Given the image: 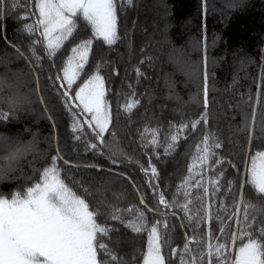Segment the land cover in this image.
Here are the masks:
<instances>
[{"label": "snow or ice", "instance_id": "snow-or-ice-1", "mask_svg": "<svg viewBox=\"0 0 264 264\" xmlns=\"http://www.w3.org/2000/svg\"><path fill=\"white\" fill-rule=\"evenodd\" d=\"M133 6L136 0H23V4L19 0H0V20L15 10L21 24L18 31L28 42L25 49L3 37L6 49L12 51L0 55L4 69L0 73V123L18 118L38 100L44 105L41 115L51 122L46 138L51 148L52 140L57 139L59 116L45 99L47 88L55 93L61 111L68 114L73 139L84 140L86 150L104 156L112 165L135 164L147 178L152 193L146 199L134 178L130 174L125 177L120 171L117 175L131 184L143 209L133 212L132 205L121 209L107 204L109 211L105 214L100 210L103 201L93 207L89 200L93 196V180L63 175L59 161L63 160L64 165L70 161L62 156L58 144L54 153H41L36 148L35 133L28 142L0 134V184L22 181L8 192L0 191V264H130L125 254L117 250L127 243L126 234L114 241L119 230L108 220L123 224L141 239L146 235L140 250L142 259L133 250L131 264H264V69L255 91L241 93L236 105L228 104V111L223 113L231 134L236 136L235 141L228 138L236 151L225 156L224 140L210 125L216 117L210 108L207 54L192 59L183 50L170 51L169 62L184 77L185 86L191 84L196 91L184 101L174 89L175 82L167 73L163 75L168 90L165 99L175 101L177 107L172 112H180L181 118L167 120L165 129V122L152 115L136 128L140 149L150 157L145 166L119 147L117 125L121 117H126L130 125L134 110L144 107L142 98L152 103L154 90L138 94L128 84L123 102L116 91L113 112L101 73L108 61H90L94 41L111 48L122 39L119 23L125 8ZM236 6V0L228 5ZM135 23L132 21L133 27ZM194 46L199 52V38ZM13 57L23 60L29 71L13 70ZM147 60L148 66L154 67L152 57ZM111 71L115 73L116 68ZM135 73L137 83L141 78L150 79L140 67L135 68ZM25 78L34 87L21 92ZM236 83L234 79L229 87ZM185 104H193L198 110L202 106V110L196 118L191 114L185 118ZM156 107L162 113L165 105ZM191 141L195 143L187 174L169 198L167 184L151 157L157 161L175 158L177 148L184 147L186 151ZM29 155L31 159H26ZM236 156L240 163L233 159ZM25 161L28 171L22 167ZM84 167L103 172L102 165ZM96 184L95 192L99 194L109 190L111 181L100 183V178H96ZM113 195L120 200L124 193ZM122 212L132 213L131 218L125 219ZM146 213L152 214L151 219Z\"/></svg>", "mask_w": 264, "mask_h": 264}, {"label": "trees", "instance_id": "trees-1", "mask_svg": "<svg viewBox=\"0 0 264 264\" xmlns=\"http://www.w3.org/2000/svg\"><path fill=\"white\" fill-rule=\"evenodd\" d=\"M19 2L23 4V0H19ZM232 2L233 0H136V6L125 8L124 18L121 19L118 29L122 39L116 45L109 48L103 45L102 41H94V51L90 53V61L96 60L101 63L105 60L108 61L101 68V73L106 79V88L108 89L106 96L110 99L113 112L116 111V91L119 90L121 102H123L124 94L129 91L128 84H132L138 94L154 90L152 103L149 104L146 99L142 98L144 107H140L138 111L134 110L135 114L132 116L130 125L126 117H121L117 125L119 147L142 161L145 166L150 157L140 149L136 128L142 126L146 119L152 115L158 116L161 121L165 122V129L167 120L179 121L181 118L180 112L175 114L172 112V108L177 107L175 101L165 99L168 90L165 87L163 75L167 73L171 81L175 82L174 89L184 101L189 99L190 92L196 91L191 84L185 86L184 77L169 62L168 54L173 49L183 50L192 59H196L198 55L203 58L207 54L211 73L209 101L212 114L216 117L215 120L210 121V125L224 140V155L228 156L236 151L234 143H228L230 136L233 141L236 140V136L231 134L229 121L225 119L223 113L228 111V104L236 105L241 98V93H247L249 89L255 91L256 83L259 82L262 69H264V0H236V7H228ZM132 21L136 22L134 27ZM20 27L21 24L18 22L15 10H13V14L0 20V55H3L6 50L12 51V49H6L3 43L5 36L7 39L19 43L22 48H27V39L21 38L18 31ZM165 36L168 42H165ZM197 38L201 43L199 52L194 46ZM38 54L42 55V53ZM148 56L152 57L154 67L148 66ZM12 59L13 63L10 67L13 70L21 68L25 73L29 71L23 60L17 61L14 57ZM141 60L144 61L143 64L140 63ZM212 62H215V67L212 66ZM60 63L61 61H57V64ZM113 67L116 68L115 73L111 71ZM136 67H140L144 75L150 79L141 78L137 83ZM3 70V67L0 66V73ZM53 73H55V69H53ZM158 75L160 79H158ZM234 79L237 83L230 88L229 85L233 84ZM32 87L34 84L28 83V78H25L20 90L26 92ZM44 92L45 99L55 108L56 114L59 116L58 129L55 133L57 139L52 140L51 148L46 142V138H49L51 122L41 115L44 105L39 104L38 100L31 105L30 110L21 112L18 118L10 119L7 123H0V134L28 142L33 140V133H35L36 148L41 153L45 150L54 153L58 144L62 156L70 161L69 165H64L63 160L59 161L63 175L93 180V196L89 197V200L93 207L97 206L98 201H103L100 204L101 212L106 214L109 211L105 207L107 204L115 205L121 209L132 205L133 212L137 208L143 209L131 184L124 177L117 175L120 171L125 173V177L130 174L147 199L152 193L148 189L147 178L139 171V168L135 164L127 162L118 166L112 165L104 156L94 153L91 149L86 150L84 140L73 139L71 120L66 112L61 111V105L56 101L55 93L49 92L47 88L44 89ZM159 104L165 105L162 113L156 107ZM145 107L149 109L148 112H145ZM199 110H202V106ZM199 110L193 104H185L182 114L185 118L189 114L192 115V118H196ZM142 116L144 119L141 118ZM161 139H163V132ZM194 143L191 141V146H188L186 151L184 147L177 148V152L173 154L175 158L168 157L157 161L155 157H151L162 173L163 181L167 184L169 198H171L176 184L187 174V163L192 154ZM160 151L162 152V149ZM26 159H31V155ZM233 159L240 163L238 156ZM91 164L102 165V174L97 169L84 167V165ZM72 165L79 167L75 168ZM22 167L28 171L26 161ZM241 168L243 169L242 164ZM108 169H112V171L109 172ZM96 178H100V183L110 180L109 190L97 194L95 192ZM21 182L14 180L2 183L0 191L8 192ZM73 187L79 192L78 188L74 185ZM114 193H124V196L117 200ZM146 214L151 219L152 214ZM122 215L125 219H129L132 213L122 212ZM107 222L119 230L117 234H114V241L117 238H124L120 234H126L127 243L123 248L117 250L125 254V258L129 260L130 264L133 250H136L137 258L142 259L140 250L146 243V235L141 239L140 236L125 229L123 224L112 220ZM169 223L172 221L170 220ZM176 223L179 224V221ZM178 231L180 230L178 229ZM182 235L183 232H181ZM236 243L238 245L240 241L237 240Z\"/></svg>", "mask_w": 264, "mask_h": 264}]
</instances>
